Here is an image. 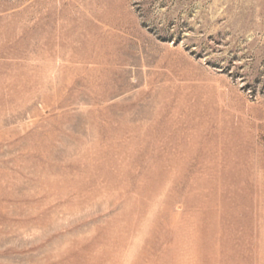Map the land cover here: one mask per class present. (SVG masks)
<instances>
[{
	"label": "rangeland",
	"instance_id": "obj_1",
	"mask_svg": "<svg viewBox=\"0 0 264 264\" xmlns=\"http://www.w3.org/2000/svg\"><path fill=\"white\" fill-rule=\"evenodd\" d=\"M0 264H264V0H0Z\"/></svg>",
	"mask_w": 264,
	"mask_h": 264
}]
</instances>
